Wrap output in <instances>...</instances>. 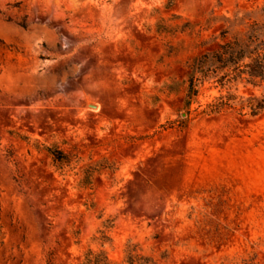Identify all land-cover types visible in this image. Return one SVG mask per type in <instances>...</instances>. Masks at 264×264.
<instances>
[{
    "label": "rangeland",
    "instance_id": "374dc122",
    "mask_svg": "<svg viewBox=\"0 0 264 264\" xmlns=\"http://www.w3.org/2000/svg\"><path fill=\"white\" fill-rule=\"evenodd\" d=\"M169 2L0 0V264L264 263V112L202 115L212 83L184 107L190 61L264 0Z\"/></svg>",
    "mask_w": 264,
    "mask_h": 264
},
{
    "label": "trees",
    "instance_id": "16d2710c",
    "mask_svg": "<svg viewBox=\"0 0 264 264\" xmlns=\"http://www.w3.org/2000/svg\"><path fill=\"white\" fill-rule=\"evenodd\" d=\"M172 4L170 0L168 6ZM23 29L27 28L25 21L19 23ZM250 31L237 33L228 38V31L221 34V43L212 51H206L195 56L189 63L188 87L184 99V107L189 111L197 102L201 88L206 83H212L219 89H227L224 96H220L202 109L205 116L219 115L228 110H236L240 114L257 117L264 112V96L258 98L239 97L230 92L238 84L260 87L264 83V26L254 23ZM165 24L158 25L160 34L168 33ZM206 42H203L205 44ZM53 161L60 164L68 162V156L57 148L48 149ZM83 184H89L88 179ZM129 264H154L150 257L138 253L136 246H129L127 250ZM82 264H112L104 253L94 254L88 251ZM242 264H261L256 258L242 261ZM264 264V263H263Z\"/></svg>",
    "mask_w": 264,
    "mask_h": 264
},
{
    "label": "water",
    "instance_id": "95a60500",
    "mask_svg": "<svg viewBox=\"0 0 264 264\" xmlns=\"http://www.w3.org/2000/svg\"><path fill=\"white\" fill-rule=\"evenodd\" d=\"M90 107H91V108H96V106H94V105H91Z\"/></svg>",
    "mask_w": 264,
    "mask_h": 264
}]
</instances>
